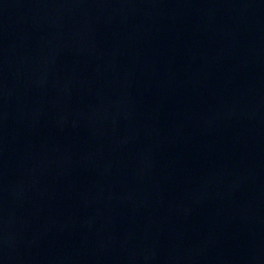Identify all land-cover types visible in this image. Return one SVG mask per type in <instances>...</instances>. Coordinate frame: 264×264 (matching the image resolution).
Masks as SVG:
<instances>
[{
	"label": "water",
	"instance_id": "1",
	"mask_svg": "<svg viewBox=\"0 0 264 264\" xmlns=\"http://www.w3.org/2000/svg\"><path fill=\"white\" fill-rule=\"evenodd\" d=\"M0 264H264V0H0Z\"/></svg>",
	"mask_w": 264,
	"mask_h": 264
}]
</instances>
